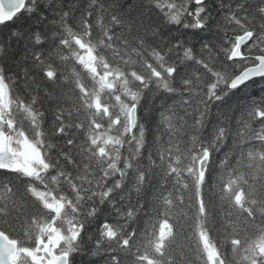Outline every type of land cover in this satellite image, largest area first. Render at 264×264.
<instances>
[{"label":"snow or ice","instance_id":"snow-or-ice-1","mask_svg":"<svg viewBox=\"0 0 264 264\" xmlns=\"http://www.w3.org/2000/svg\"><path fill=\"white\" fill-rule=\"evenodd\" d=\"M0 264H264V0H0Z\"/></svg>","mask_w":264,"mask_h":264},{"label":"trees","instance_id":"trees-1","mask_svg":"<svg viewBox=\"0 0 264 264\" xmlns=\"http://www.w3.org/2000/svg\"><path fill=\"white\" fill-rule=\"evenodd\" d=\"M81 71H83V70L81 69ZM88 82L90 83V81H88ZM149 103L151 104L152 101L150 100ZM155 103L157 105H159V104L162 103V101L157 100V101H155ZM180 213H181V210L177 208V209H174L172 215L176 218L177 224L178 225H183L184 226V231L187 232L188 231L187 224L185 223V220L184 219H181L180 218ZM214 235H215V233H214Z\"/></svg>","mask_w":264,"mask_h":264}]
</instances>
